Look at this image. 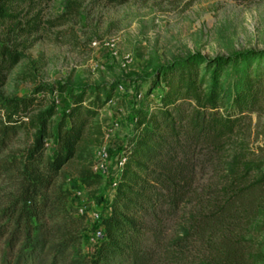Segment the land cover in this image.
Returning a JSON list of instances; mask_svg holds the SVG:
<instances>
[{
    "label": "rangeland",
    "instance_id": "rangeland-1",
    "mask_svg": "<svg viewBox=\"0 0 264 264\" xmlns=\"http://www.w3.org/2000/svg\"><path fill=\"white\" fill-rule=\"evenodd\" d=\"M70 1L75 4L67 8ZM14 16L11 23L0 25V46L4 44L22 57L11 70H0L3 97L28 96L37 86L55 83L119 87L89 121L78 148L81 157L66 162L50 185L46 193L50 199L40 211L41 219H31L33 226L23 222L21 239L13 246L8 240L16 225L5 213L20 192L18 166L32 145L34 131L24 128L0 150V165L13 169L0 175V264H51L48 250L68 230L80 232L84 254L92 251L100 231L95 214L107 212L104 202L98 204L95 198L100 195L104 201L112 195L122 148L132 132L131 108L138 101L134 86L153 68L194 53L212 60L264 52V0H128L119 5L106 0H26L16 6ZM32 28L36 31L30 33ZM107 39L115 41V56L91 46L93 41ZM158 94L155 89L149 97ZM42 103L55 107L53 126L70 105L67 95L58 93L46 95ZM55 147L53 140L44 142L45 159ZM102 148L107 154L104 167L95 170ZM237 152L246 161L264 162V105L246 113L221 154L207 152L200 157L195 180L200 198L187 202L176 217L158 219L155 234H145L146 246L154 255L150 264H264V188L236 203L222 225L196 228L198 214L209 222V205L224 203L222 160ZM91 162L99 183L85 188L79 171ZM250 176L254 180L256 173ZM71 207L78 215H86L79 227L70 225V215L64 211ZM184 219L190 234L177 245L182 235L176 223ZM27 236L44 241L45 248L37 247L32 254L31 245L26 246Z\"/></svg>",
    "mask_w": 264,
    "mask_h": 264
},
{
    "label": "trees",
    "instance_id": "trees-1",
    "mask_svg": "<svg viewBox=\"0 0 264 264\" xmlns=\"http://www.w3.org/2000/svg\"><path fill=\"white\" fill-rule=\"evenodd\" d=\"M25 1L0 0V25L11 23L14 9ZM106 1L119 5L128 0ZM74 4L67 2L66 7ZM35 31L32 28L30 33ZM21 57L1 45L0 70H11ZM3 81L0 77V85ZM118 87L55 83L37 86L28 96L8 98L0 94V150L24 128L34 131L32 145L18 166L22 179L20 192L5 213L9 222L16 225L8 240L11 246L20 241L23 222L33 226L31 219H41L40 211L50 199L46 196L50 185L66 162L81 157L78 148L89 121L111 101ZM155 89L159 94L150 99ZM54 93L67 95L70 102L55 126L51 122L56 115L55 107L42 103L46 95ZM134 93L138 101L131 108L132 132L122 148L121 157L125 161L111 197L104 201L100 195L95 198L98 204L104 202L107 210L97 220L101 237L94 241L92 251L84 254L80 232L73 234L68 230L66 236L49 248L51 264H150L154 255L149 253L145 234H155L158 219L176 217L187 202L200 198L195 187L200 157L207 152L221 154L246 113L264 105V52L251 51L212 60L194 53L153 68L134 86ZM47 140H53L56 147L45 159ZM222 165L226 174L225 201L221 205H209V222L199 219L198 214L197 229L222 225L236 203L264 188L263 161H246L237 152L224 158ZM92 167L91 162L79 171L85 188L99 183V174ZM11 170L0 165V175ZM252 172L256 173L254 180L250 176ZM64 211L70 215L72 226L79 227L86 219L74 207ZM74 214L77 216L72 217ZM176 224L182 235L176 244L182 245L191 227L185 219ZM27 240L31 252L37 247L45 248L42 240L33 241L29 237Z\"/></svg>",
    "mask_w": 264,
    "mask_h": 264
},
{
    "label": "built area",
    "instance_id": "built-area-1",
    "mask_svg": "<svg viewBox=\"0 0 264 264\" xmlns=\"http://www.w3.org/2000/svg\"><path fill=\"white\" fill-rule=\"evenodd\" d=\"M91 46L94 49L102 48V49L108 50L114 56L116 54V52H115V41L113 39H107V40H104L102 42L93 41L91 43ZM106 157H107V154H106L105 148H102L98 153V161L95 163L93 169L97 170L98 168H103L104 167L103 162L105 161ZM124 161H125L124 157H121L119 159V161H118L119 171L122 168ZM113 186H115V184ZM99 217H100V215L96 213L95 214V220H98ZM100 237H101V231H97L96 238H100Z\"/></svg>",
    "mask_w": 264,
    "mask_h": 264
}]
</instances>
